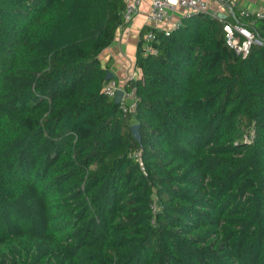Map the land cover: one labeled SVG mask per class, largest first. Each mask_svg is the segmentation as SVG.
<instances>
[{"label": "trees", "instance_id": "trees-1", "mask_svg": "<svg viewBox=\"0 0 264 264\" xmlns=\"http://www.w3.org/2000/svg\"><path fill=\"white\" fill-rule=\"evenodd\" d=\"M123 10L0 0V264H264V23L155 33L122 113L99 56ZM224 24L261 44L242 57Z\"/></svg>", "mask_w": 264, "mask_h": 264}, {"label": "built area", "instance_id": "built-area-1", "mask_svg": "<svg viewBox=\"0 0 264 264\" xmlns=\"http://www.w3.org/2000/svg\"><path fill=\"white\" fill-rule=\"evenodd\" d=\"M124 10L122 18L124 23H129L137 15L139 6L143 0H123ZM227 4L234 6V0H224ZM150 10L146 16L147 29L142 36V49L144 53H155L151 42L157 32L169 35V32L174 29L179 23H171L168 12L173 6H177L186 13L187 16H195L207 14L216 17V14L209 13V6L207 0H149ZM240 17L250 18L252 15L255 19L264 23V13L257 12L251 14L246 9L239 10ZM253 25V20L250 21ZM223 31L225 33L226 44L232 48L237 54L245 57L248 55L251 44H261V42L254 37V34L249 28L243 27L239 24H224ZM134 80V79H129ZM127 80L126 82H128ZM125 82V83H126ZM124 85L117 84L113 79L105 82L103 86L104 94L109 98H114L117 91H122V98L118 107L122 113L131 111L135 107V97L126 92Z\"/></svg>", "mask_w": 264, "mask_h": 264}, {"label": "crops", "instance_id": "crops-1", "mask_svg": "<svg viewBox=\"0 0 264 264\" xmlns=\"http://www.w3.org/2000/svg\"><path fill=\"white\" fill-rule=\"evenodd\" d=\"M209 13L220 18L239 15L240 9H246L251 14L264 13V0H234V6L224 0H207ZM150 10L149 0H143L137 15L129 23H124L115 33L113 42L102 51L99 60L106 72H110L113 80L123 85L129 79H139L141 70L135 66L137 50L142 43L141 33L147 28L146 16ZM183 9L173 6L168 16L171 23H179L186 16Z\"/></svg>", "mask_w": 264, "mask_h": 264}, {"label": "water", "instance_id": "water-1", "mask_svg": "<svg viewBox=\"0 0 264 264\" xmlns=\"http://www.w3.org/2000/svg\"><path fill=\"white\" fill-rule=\"evenodd\" d=\"M111 79H113L112 74L110 72H106L105 81H108ZM121 98H122V91H117L113 98L115 104H119ZM131 130H132L134 138L139 141L138 125H132Z\"/></svg>", "mask_w": 264, "mask_h": 264}, {"label": "rangeland", "instance_id": "rangeland-1", "mask_svg": "<svg viewBox=\"0 0 264 264\" xmlns=\"http://www.w3.org/2000/svg\"><path fill=\"white\" fill-rule=\"evenodd\" d=\"M242 126H243L242 130H243V135H244L243 138L249 140L252 137L251 127L245 122H243Z\"/></svg>", "mask_w": 264, "mask_h": 264}]
</instances>
